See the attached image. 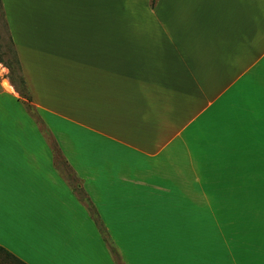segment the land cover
<instances>
[{
    "label": "crops",
    "instance_id": "0c3cea01",
    "mask_svg": "<svg viewBox=\"0 0 264 264\" xmlns=\"http://www.w3.org/2000/svg\"><path fill=\"white\" fill-rule=\"evenodd\" d=\"M1 2L0 247L264 264V0Z\"/></svg>",
    "mask_w": 264,
    "mask_h": 264
},
{
    "label": "rangeland",
    "instance_id": "374dc122",
    "mask_svg": "<svg viewBox=\"0 0 264 264\" xmlns=\"http://www.w3.org/2000/svg\"><path fill=\"white\" fill-rule=\"evenodd\" d=\"M15 56H16L15 48L11 40L10 34L8 32L3 7L0 3V62L2 65L8 68L7 63L10 61L14 62L13 59H15ZM9 73H10V69H9ZM19 76H20V72L16 70L14 74V79L18 81ZM23 98L27 100L25 96H23ZM29 106L32 109L31 112L33 113L34 110H33L32 105L29 104ZM57 162L59 163V159H56V163ZM58 166L62 170V173L64 174V176L69 180V182L76 186V182L73 179V176L70 175L68 169L62 168L60 165ZM0 264H17V263L14 260H12L10 257H8L6 254L0 253Z\"/></svg>",
    "mask_w": 264,
    "mask_h": 264
},
{
    "label": "trees",
    "instance_id": "16d2710c",
    "mask_svg": "<svg viewBox=\"0 0 264 264\" xmlns=\"http://www.w3.org/2000/svg\"><path fill=\"white\" fill-rule=\"evenodd\" d=\"M152 1H153V3H155L156 0H152ZM0 3H1V5H2L1 0H0ZM2 7H3V6H2ZM15 54H16L15 59H13L14 62H11V61H10V62L7 63L8 68L10 69V75H11V78H12L13 82L15 83V85H16L18 91L20 92L21 96H22V97L25 96V97L27 98V101L30 102V101H31V96H30V93H29V91H28V89H27V87H26V84H25V81H24L23 76L20 74V76L18 77V81H16V80L14 79V74H15L16 70L19 71V72L21 73L20 62H19V59H18V56H17L16 50H15ZM13 60H12V61H13ZM0 63H1V62H0ZM14 64H15V65H14ZM78 190H79V189H78ZM82 198H84L85 200L87 199L86 196H84V195L82 196ZM0 251L5 252V254H6L8 257H10L11 259H13L16 263H18V264H26V263H24V262L18 260L17 258H14V256H13L10 252L4 250V248L0 247Z\"/></svg>",
    "mask_w": 264,
    "mask_h": 264
}]
</instances>
